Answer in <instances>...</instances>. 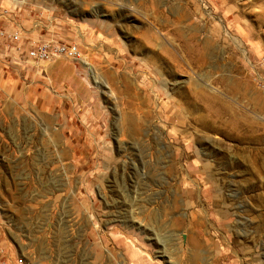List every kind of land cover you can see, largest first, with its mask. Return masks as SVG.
<instances>
[{
  "label": "rangeland",
  "instance_id": "374dc122",
  "mask_svg": "<svg viewBox=\"0 0 264 264\" xmlns=\"http://www.w3.org/2000/svg\"><path fill=\"white\" fill-rule=\"evenodd\" d=\"M41 3L82 59L3 49L0 264H264V0Z\"/></svg>",
  "mask_w": 264,
  "mask_h": 264
},
{
  "label": "crops",
  "instance_id": "0c3cea01",
  "mask_svg": "<svg viewBox=\"0 0 264 264\" xmlns=\"http://www.w3.org/2000/svg\"><path fill=\"white\" fill-rule=\"evenodd\" d=\"M41 1L0 0V32L5 33L4 37H0V70L3 74L10 76L21 72L30 73V65L24 68V64L18 60L1 61L4 57L3 49L11 45L15 33H23L21 41L25 48L32 49L37 44L58 40L59 33H65L75 27L62 20L58 13L43 5ZM0 83L1 86L6 84L1 81Z\"/></svg>",
  "mask_w": 264,
  "mask_h": 264
},
{
  "label": "built area",
  "instance_id": "2783aa9c",
  "mask_svg": "<svg viewBox=\"0 0 264 264\" xmlns=\"http://www.w3.org/2000/svg\"><path fill=\"white\" fill-rule=\"evenodd\" d=\"M4 36L5 33L0 32V37ZM12 38L14 40H18V34H14ZM27 57L31 61L39 65L41 63L52 62L58 58H66L68 60H81L82 54L76 46L60 44L57 42H43L30 49L27 52Z\"/></svg>",
  "mask_w": 264,
  "mask_h": 264
},
{
  "label": "bare ground",
  "instance_id": "6f19581e",
  "mask_svg": "<svg viewBox=\"0 0 264 264\" xmlns=\"http://www.w3.org/2000/svg\"><path fill=\"white\" fill-rule=\"evenodd\" d=\"M131 129V128H130ZM137 131L138 130H136L135 128L134 129H131V132H132V134H136L137 133ZM54 138H55V141H57L58 140V138H57V136H54ZM51 141H52V139H51ZM54 141V142H55ZM49 142V141H48ZM53 142V141H52ZM51 143V142H50ZM47 147V146H46Z\"/></svg>",
  "mask_w": 264,
  "mask_h": 264
}]
</instances>
